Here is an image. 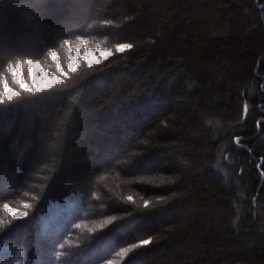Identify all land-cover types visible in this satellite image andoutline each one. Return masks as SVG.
Listing matches in <instances>:
<instances>
[{
  "label": "trees",
  "instance_id": "1",
  "mask_svg": "<svg viewBox=\"0 0 264 264\" xmlns=\"http://www.w3.org/2000/svg\"><path fill=\"white\" fill-rule=\"evenodd\" d=\"M99 40L134 46L68 68ZM0 41L33 53L0 47L26 101L0 106V257L99 264L152 236L127 264H264V0H0ZM49 49L66 75L24 91L8 68L56 71Z\"/></svg>",
  "mask_w": 264,
  "mask_h": 264
},
{
  "label": "snow or ice",
  "instance_id": "2",
  "mask_svg": "<svg viewBox=\"0 0 264 264\" xmlns=\"http://www.w3.org/2000/svg\"><path fill=\"white\" fill-rule=\"evenodd\" d=\"M130 17H125V21L130 20ZM113 23V21H104L105 26L107 25H111ZM64 35H67V33H64ZM69 44V40L65 39L63 41V45H68ZM133 44L131 43H121V44H117L115 45V51L117 53H122L124 52L126 49H131L133 48ZM0 47H7L8 48V54L10 56H28V55H33V53L27 52L26 50L16 47V46H10V45H6L3 41H0ZM107 51V55H112V51L111 50H106ZM49 53L50 55L53 57V59L56 58V52L52 51L51 49H49ZM87 59V57H85ZM29 65H31L33 63V60L28 59L26 61ZM99 62V61H97ZM20 60H17L15 62L14 67L18 68L20 67ZM89 65L91 66L92 61L89 60L88 61ZM69 67L71 68L72 65H69ZM73 70H75L73 68ZM8 72H11L14 74V68L12 66H10L8 68ZM20 87L28 92V93H39L42 91L41 87L36 84L34 88L29 87L23 79H21L19 81ZM54 85H46L45 88H51ZM261 89H264V84H262ZM4 92L2 94H0V106H7V108L9 110L12 109H18L20 108L26 101L21 97V94L18 92H15L12 90V88L8 87L7 81H4ZM243 95V93H242ZM3 109H0V111H2ZM248 111V103L247 101H245L244 103V113L247 114ZM261 121H257V127L259 128ZM236 143L239 144L240 143V138L236 137ZM225 159H227V157H225ZM124 164H128L129 161H124ZM137 163H139V161H137ZM262 163H264V158H262ZM259 167V165H258ZM262 175H264V172L261 173ZM13 189H9V191L7 192L8 195H10L12 193ZM3 195H5V193L2 190V187H0V198L3 197ZM128 200L131 201L132 197L129 196ZM254 202V200H253ZM144 205L145 207H149V201H144ZM5 209L8 210L9 213L12 214L13 216V220L19 219V218H24L28 216V212L27 211H17L14 210L13 208H10L8 204H4L3 206ZM30 205L29 204H24V208L27 209L29 208ZM114 219V218H113ZM2 223V222H0ZM110 220H104L99 224H96L94 227L91 228H87V231L89 233H93L96 232L97 229H102L105 227V225L109 224ZM9 224H11V222H9ZM74 227L76 228H80L81 225H74ZM86 227V226H85ZM5 234V231L3 229H0V236H3ZM95 237H89V239H94ZM65 243H69V241H65ZM153 243V237L152 236H148L145 239H138L135 243H132L130 245H128L125 248H121L118 252L115 253L116 256L120 257L122 261H125V258L129 256V253L134 252V250L136 249H140L143 247H146L150 244ZM64 248V244H55L53 245V252H54V256H55V260L57 261V264H73L72 259H63V257L65 256V253L62 251V249ZM0 251L3 252H8L11 251V249H3L0 248ZM106 254H110L111 253V249H105L104 250ZM79 250H77L76 252L72 253L71 255L75 256V255H79ZM92 259H97V260H103L104 264H113V260L111 259H107L105 256H100L99 253L97 252L96 254H94L92 256ZM0 264H11V258L9 260H4L3 257H0ZM25 264H29V262H25ZM125 264H127V262L125 261Z\"/></svg>",
  "mask_w": 264,
  "mask_h": 264
},
{
  "label": "rangeland",
  "instance_id": "3",
  "mask_svg": "<svg viewBox=\"0 0 264 264\" xmlns=\"http://www.w3.org/2000/svg\"><path fill=\"white\" fill-rule=\"evenodd\" d=\"M83 45H87V44H83ZM106 50H111L112 52L115 51V45H111L106 40H99V41H96V43H94V44H88L84 48V50H81L77 46H69L68 47V57H69L68 68L70 70L75 68L77 63H78L79 58H83L86 62L91 60L92 63L97 62L101 59H104L107 56H109V55H107ZM85 57H87V59ZM54 60L56 62V67H57L56 71L49 70L48 68L44 67L39 61L33 60V63L31 65L26 63L27 75L24 73L22 65L20 64V67H18V68L13 66L14 74L11 73V77L13 80L17 81L18 83L21 79H23L24 82L29 87H35V85L38 84L41 88H44L46 85L53 84V83L59 81L67 73V71L61 67V64L57 60V55H56V58ZM69 65H72V67L70 68ZM5 80L6 79L2 80V82H1V85L3 87V91L2 92L0 91V94H2L5 90L4 89V81ZM6 81H7L8 87L12 88L11 84L8 83V80H6ZM12 90L16 92V90L14 88H12ZM51 214H53V213H51ZM50 215L48 218H50ZM44 224L47 225V220H45ZM49 224L50 223H48V225ZM45 233L46 232H40L39 236H38L39 239H42L43 234H45ZM118 251L119 250L116 251V249L113 250L110 253L109 257H107V259L113 260V264H119V262L121 261V258L115 255V253ZM17 264H25V262L23 260V262H18ZM99 264H104V261H102Z\"/></svg>",
  "mask_w": 264,
  "mask_h": 264
}]
</instances>
